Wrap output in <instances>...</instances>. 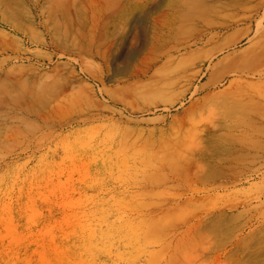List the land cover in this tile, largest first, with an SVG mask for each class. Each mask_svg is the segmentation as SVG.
Instances as JSON below:
<instances>
[{
  "label": "rangeland",
  "instance_id": "374dc122",
  "mask_svg": "<svg viewBox=\"0 0 264 264\" xmlns=\"http://www.w3.org/2000/svg\"><path fill=\"white\" fill-rule=\"evenodd\" d=\"M44 1L0 0V264H264V75L218 135L181 129L195 86L239 79L264 24L224 35L237 43L205 76L164 94L158 22L172 1L90 45L50 29Z\"/></svg>",
  "mask_w": 264,
  "mask_h": 264
},
{
  "label": "bare ground",
  "instance_id": "6f19581e",
  "mask_svg": "<svg viewBox=\"0 0 264 264\" xmlns=\"http://www.w3.org/2000/svg\"><path fill=\"white\" fill-rule=\"evenodd\" d=\"M154 1L45 0L41 12L50 29L70 33V28H74L79 37L90 45L98 40H107L117 30L123 35L131 20L143 18L144 9ZM160 1L166 3L168 0ZM169 1H172V6L166 11V20L158 22L161 29L158 36L161 43L159 58L163 60L164 71L159 91L164 94H173L178 90L182 92L181 88L193 85L205 76V63L237 43L236 33L226 37L224 35L249 24L242 35L251 36L255 23L259 34L264 24V13L261 15L264 0ZM220 1L218 9H215L214 4ZM39 2L34 0L35 4ZM96 6L99 8L98 17L95 18L93 14L90 21L91 9ZM216 15L217 19L214 18ZM166 32L170 34L166 35ZM260 37L264 38V34ZM252 52L251 56L236 63L232 71L239 74L240 78L231 80L227 87L220 88L224 76H211L205 83L195 86L193 93L204 94L186 110L187 121L181 122V129L186 128L201 136L219 134L224 126L225 108L247 92L243 88H250L256 83L254 79L257 74L264 75V46ZM231 127L234 131L238 129L234 123ZM220 189L221 185L204 188L202 191ZM190 221L191 217H187L174 229L171 242L183 235L180 229Z\"/></svg>",
  "mask_w": 264,
  "mask_h": 264
}]
</instances>
